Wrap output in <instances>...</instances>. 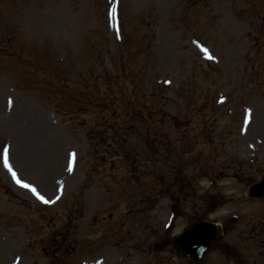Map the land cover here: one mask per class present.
<instances>
[{"label":"rangeland","instance_id":"1","mask_svg":"<svg viewBox=\"0 0 264 264\" xmlns=\"http://www.w3.org/2000/svg\"><path fill=\"white\" fill-rule=\"evenodd\" d=\"M263 175L264 0H0V264H264Z\"/></svg>","mask_w":264,"mask_h":264},{"label":"water","instance_id":"2","mask_svg":"<svg viewBox=\"0 0 264 264\" xmlns=\"http://www.w3.org/2000/svg\"><path fill=\"white\" fill-rule=\"evenodd\" d=\"M263 193H264V180L262 181V183L253 186L251 188V192H250V194L253 196H259V195H262ZM208 226L211 227V225L207 224V223H204V224L196 223L194 226L195 231H194V234L192 235L193 238L197 237V236H204V237L210 236L211 232L206 231L208 229ZM212 227H213V225H212ZM195 242L199 243L200 239H195ZM187 243H189L188 239H184L182 241L183 246H185Z\"/></svg>","mask_w":264,"mask_h":264},{"label":"snow or ice","instance_id":"3","mask_svg":"<svg viewBox=\"0 0 264 264\" xmlns=\"http://www.w3.org/2000/svg\"><path fill=\"white\" fill-rule=\"evenodd\" d=\"M204 51L207 52L208 49L205 48ZM209 58H211V57H209ZM5 163L7 164V151H6V150H5ZM13 175L15 176V173H13ZM17 182L20 183L19 180H18ZM22 186L25 187V188H29V187H30V185H28V184H23ZM31 190H32L33 192L36 191L34 188L31 189ZM40 199H41V200H44V197H43V196H40ZM44 202H45V203H48L49 201L44 200Z\"/></svg>","mask_w":264,"mask_h":264},{"label":"bare ground","instance_id":"4","mask_svg":"<svg viewBox=\"0 0 264 264\" xmlns=\"http://www.w3.org/2000/svg\"><path fill=\"white\" fill-rule=\"evenodd\" d=\"M53 172H55L54 170H49V173H53ZM60 178L58 177V180H59Z\"/></svg>","mask_w":264,"mask_h":264}]
</instances>
